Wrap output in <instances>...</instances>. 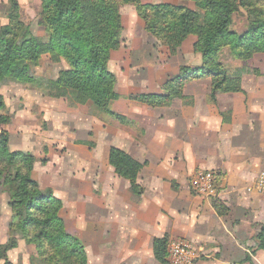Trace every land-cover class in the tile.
Instances as JSON below:
<instances>
[{
	"label": "rangeland",
	"instance_id": "374dc122",
	"mask_svg": "<svg viewBox=\"0 0 264 264\" xmlns=\"http://www.w3.org/2000/svg\"><path fill=\"white\" fill-rule=\"evenodd\" d=\"M138 1L199 10L194 0ZM18 2L20 20L29 25L35 37L46 39L48 34L40 25L41 0ZM119 7L122 42L112 51L109 66L116 76L115 90L120 98L111 102V112H100L91 104L69 106L68 101L57 97L54 80L67 65L63 61L54 63L49 54H43L35 68L40 83L13 81L0 85V95L5 102L0 113L11 119L8 124L0 125V132L2 129L9 132L12 151H30L36 156L39 167L34 178L44 192L55 195L63 203L60 215L65 228L85 247L88 264H161L146 249L151 242L147 234L149 219L154 225L159 222L169 228L170 231L160 230L162 236H168L169 242L179 239L193 245L200 255L197 264H250L241 261L252 247L256 248L255 236L264 226V173L256 175L250 190L248 186L228 196L231 191L225 189L221 196L197 197L188 187L187 168L181 161H174L185 156L181 143L171 140L166 145L151 144L157 152L170 150L173 158L170 163L156 166L165 178L158 197L160 206L154 217L143 207L144 201L152 197L150 186L146 192L142 185L145 198L131 196L122 188V193L115 197L112 194L106 197L108 184L114 185L118 175L109 163L111 147L125 146L137 157H144L147 154L143 147L148 149L155 133L165 132L166 126H170L167 120L176 115L175 111L186 109L192 121L197 109L207 101L212 103L211 77L194 76L181 87L177 85V78L184 69L204 65L201 52L195 49L197 35H189L173 49L147 29L133 0H119ZM11 14V0H0L1 34L8 29ZM247 22L248 13L241 10L234 16L231 29L243 33ZM220 60L230 74H243V92L245 88L256 97L264 95V52L243 62L224 49ZM179 89L180 95H172ZM143 95L172 97L170 104L153 106L140 101ZM121 100L122 105L115 107ZM221 103L222 106L227 104ZM160 113L163 116L157 118ZM203 148L198 146L199 151L196 150L201 157L205 156ZM9 201L8 193H0V252L3 246L15 241L17 244L8 251V259L12 264H23L27 256L32 264L35 245L16 234L23 233L20 228L10 227L13 212ZM215 207L225 211L224 214L217 213ZM134 223L139 235L137 241L142 247L140 252L131 247L132 241L124 234V231L132 232ZM109 233L114 236L110 237ZM20 242L22 246L13 250ZM252 256L256 264H264V250ZM3 263L4 259L0 258V264Z\"/></svg>",
	"mask_w": 264,
	"mask_h": 264
},
{
	"label": "trees",
	"instance_id": "16d2710c",
	"mask_svg": "<svg viewBox=\"0 0 264 264\" xmlns=\"http://www.w3.org/2000/svg\"><path fill=\"white\" fill-rule=\"evenodd\" d=\"M128 1V0H126ZM199 10L169 3L141 4L135 2L137 12L146 27L171 48L181 45L189 35H197L195 49L201 52L204 65L186 68L177 78V85L194 76L212 79L211 100L217 102L220 93L243 92L242 75H232L221 62L227 49L243 62L256 53L264 52V0H194ZM40 25L48 34L46 39L35 37L29 25L20 20L18 0H11L10 24L0 33V85L10 82L40 83L35 68L41 56L49 54L54 63L65 62L54 80L56 96L69 106L91 104L100 112L110 113L111 102L120 98L115 90L116 76L109 61L112 51L121 46L122 21L119 0H41ZM248 13L246 30H232L234 16ZM250 69H247L248 71ZM246 73V72H244ZM50 82V81H48ZM179 91L172 95H180ZM172 97V96H171ZM170 95H143L140 101L151 105L171 102ZM5 102L0 95V110ZM10 118L0 113V125ZM37 158L30 151H12L10 135L0 132V193L10 195L13 212L12 229L20 228L28 242L35 245L36 255L31 263L88 264L85 247L65 228L60 215L63 203L53 194L44 192L33 177ZM109 163L115 172L129 180L131 192L142 196L144 187L138 176L147 162H141L119 147H111ZM215 198V197H214ZM223 215L225 211L218 210ZM13 241L0 252L3 264H12L8 251ZM256 248H251L241 262L256 264L252 254L264 250V226L255 236ZM167 235L155 237L153 254L161 264H171Z\"/></svg>",
	"mask_w": 264,
	"mask_h": 264
},
{
	"label": "crops",
	"instance_id": "0c3cea01",
	"mask_svg": "<svg viewBox=\"0 0 264 264\" xmlns=\"http://www.w3.org/2000/svg\"><path fill=\"white\" fill-rule=\"evenodd\" d=\"M244 90V92L239 93L218 94L217 102L210 103L207 101L203 104V107H200L201 109L195 111L194 120L192 121L189 115H187L186 109L181 108L175 111L176 115L167 120L170 126L167 124L168 127L166 126L165 132L155 133L150 140L148 149L146 146L143 147L147 154L144 157H137L131 150L126 149L125 146L117 145L136 159L141 160V162H147L146 160H148L150 163V166H148L147 163L140 172L138 181L141 185L146 187V192L149 186L152 191V197L150 196L146 199L143 205L147 213H151L152 217H154L157 208L160 206L158 197L161 194V186L165 178V176L157 170L156 166H160L161 163L163 165L167 162L170 163L173 158L171 157L172 153L170 150L164 153H161L160 150L157 152L151 144L166 145L171 140L180 141V148L185 152V156H182L179 160L175 159L174 161H181L187 168L188 187L192 188L191 180L196 171L207 168L221 170L220 172L223 173H218L220 184L218 194L220 196L224 193L223 190L225 189L231 191L228 192V196H230L229 193L231 195L234 192L240 193L248 186L247 189L250 190L251 187H253V185L250 184L256 182V175L264 173V101L260 102L264 100V95H258V97H256L251 94L249 90L245 88ZM222 101L227 102V104L222 106ZM256 101H258V103H256ZM122 102V100L116 102L115 107L117 105H122ZM173 105H175V102H173ZM60 107L64 108V105ZM162 116L163 114L160 113L157 118ZM194 123H196V125H194ZM174 125L177 127L174 128ZM133 142H135L134 139ZM198 146H204L203 153L205 152V156L201 157V155L196 152ZM163 149L164 148H162V150ZM38 167L39 164L36 161L33 177ZM114 185L110 186L108 184L106 197H108L109 194L115 197L119 192L122 193L120 191L121 188L123 189L122 191L128 192L131 196H135L131 192L128 179L117 175V181ZM112 188H114V190ZM192 190L196 193L195 195L197 197L208 199V197L206 198V196L198 194L193 188ZM140 197L145 198L144 194ZM151 221L152 219H149L147 224V234L151 237L149 238L151 242L149 249H146L149 250L153 258V241L155 237H162L160 230L167 231L169 228L160 225L159 222L154 225ZM136 232H138V230L135 224L132 232L124 231V234L127 239L132 241L131 247L140 252L142 247L140 242H138L139 240L137 241L139 235ZM131 233L132 235H130ZM16 234H21L22 237L20 238L26 241L23 233ZM111 236L114 235L110 234V237ZM20 246H22L21 242L18 243V246L13 250L18 249ZM23 264H30L29 260L27 261V256L25 261L23 260Z\"/></svg>",
	"mask_w": 264,
	"mask_h": 264
},
{
	"label": "built area",
	"instance_id": "2783aa9c",
	"mask_svg": "<svg viewBox=\"0 0 264 264\" xmlns=\"http://www.w3.org/2000/svg\"><path fill=\"white\" fill-rule=\"evenodd\" d=\"M192 188L200 195L212 197L218 195V174L209 169L196 171L191 180ZM169 261L171 264H197L200 255L193 245L174 239L169 242Z\"/></svg>",
	"mask_w": 264,
	"mask_h": 264
}]
</instances>
